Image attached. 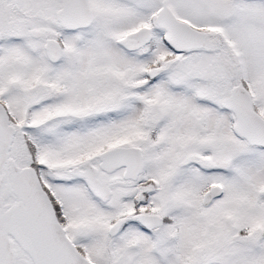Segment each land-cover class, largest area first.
I'll return each instance as SVG.
<instances>
[{
    "label": "snow or ice",
    "instance_id": "obj_1",
    "mask_svg": "<svg viewBox=\"0 0 264 264\" xmlns=\"http://www.w3.org/2000/svg\"><path fill=\"white\" fill-rule=\"evenodd\" d=\"M0 264H264V0H0Z\"/></svg>",
    "mask_w": 264,
    "mask_h": 264
}]
</instances>
